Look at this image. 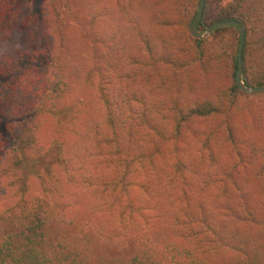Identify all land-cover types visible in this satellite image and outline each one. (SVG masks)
I'll list each match as a JSON object with an SVG mask.
<instances>
[{
    "label": "trees",
    "instance_id": "16d2710c",
    "mask_svg": "<svg viewBox=\"0 0 264 264\" xmlns=\"http://www.w3.org/2000/svg\"><path fill=\"white\" fill-rule=\"evenodd\" d=\"M183 5L0 0V264H264V106ZM220 15L264 85V0Z\"/></svg>",
    "mask_w": 264,
    "mask_h": 264
},
{
    "label": "rangeland",
    "instance_id": "374dc122",
    "mask_svg": "<svg viewBox=\"0 0 264 264\" xmlns=\"http://www.w3.org/2000/svg\"><path fill=\"white\" fill-rule=\"evenodd\" d=\"M233 0H205V6L203 11L202 23L197 24L196 28L198 30H204L206 26H210L211 24L215 23L218 20L226 19L225 16L220 15V12L232 3ZM200 0H184L183 5V13L185 14V20L182 22L183 29H189V23L192 18L194 17V13L199 8ZM226 26V25H223ZM221 27V26H220ZM218 28V27H217ZM215 30V29H214ZM214 30L207 35L206 37L202 38L205 39L207 43H211L217 49L223 50L225 49L228 53L232 55L236 48V36L232 28H224L214 32ZM192 38H195L190 34ZM198 39V38H197ZM242 79V75H241ZM243 80V79H242ZM244 82V80H243ZM246 83L248 87H256L254 83L250 79L247 78ZM263 86V85H262ZM260 87V86H259ZM241 91V90H240ZM264 92L263 91H256L251 93H245L241 91L236 98V103L238 106H264ZM244 94H247L245 96ZM36 164V163H35ZM34 164V165H35ZM35 169H39L38 165H35ZM60 234L67 235L68 232L66 230H59ZM65 238L66 236H61Z\"/></svg>",
    "mask_w": 264,
    "mask_h": 264
},
{
    "label": "water",
    "instance_id": "95a60500",
    "mask_svg": "<svg viewBox=\"0 0 264 264\" xmlns=\"http://www.w3.org/2000/svg\"><path fill=\"white\" fill-rule=\"evenodd\" d=\"M204 6H205V0H200L198 12H197L196 16L194 17V19L191 20L189 23L190 34L192 36H194L195 38L202 39V38L206 37L207 35H209L217 27H220L223 25L235 26L238 30V33H239L238 70H237V73L235 75V83H236L237 87L245 93L263 91L264 85L260 86V87H248L245 85V83L241 79V75H242V52H243V45H244V40H245L243 26L236 19L226 18V19L218 20L215 23L211 24L210 26H206L204 28V30H198L196 28V26L202 20Z\"/></svg>",
    "mask_w": 264,
    "mask_h": 264
}]
</instances>
